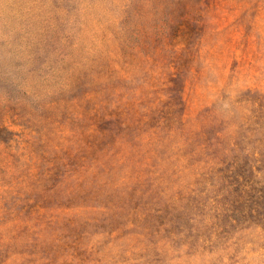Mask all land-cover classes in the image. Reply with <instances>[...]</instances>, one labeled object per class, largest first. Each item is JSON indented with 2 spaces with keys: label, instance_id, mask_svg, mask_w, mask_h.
Wrapping results in <instances>:
<instances>
[{
  "label": "rangeland",
  "instance_id": "1",
  "mask_svg": "<svg viewBox=\"0 0 264 264\" xmlns=\"http://www.w3.org/2000/svg\"><path fill=\"white\" fill-rule=\"evenodd\" d=\"M0 264H264V0H0Z\"/></svg>",
  "mask_w": 264,
  "mask_h": 264
},
{
  "label": "trees",
  "instance_id": "2",
  "mask_svg": "<svg viewBox=\"0 0 264 264\" xmlns=\"http://www.w3.org/2000/svg\"><path fill=\"white\" fill-rule=\"evenodd\" d=\"M221 173V170H219ZM222 178L225 182V188L228 190V200L226 203L220 204L221 211L215 215L217 219H225L228 220L230 224L237 221L236 213L240 212V210L235 206L238 204V198L236 196H240V193H244L252 190L251 184L247 183L242 174L238 171L236 166L229 165L224 169Z\"/></svg>",
  "mask_w": 264,
  "mask_h": 264
}]
</instances>
